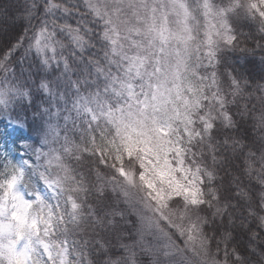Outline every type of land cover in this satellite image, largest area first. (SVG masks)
I'll list each match as a JSON object with an SVG mask.
<instances>
[{"label": "snow or ice", "instance_id": "snow-or-ice-1", "mask_svg": "<svg viewBox=\"0 0 264 264\" xmlns=\"http://www.w3.org/2000/svg\"><path fill=\"white\" fill-rule=\"evenodd\" d=\"M17 22L0 264H264V0H0Z\"/></svg>", "mask_w": 264, "mask_h": 264}, {"label": "trees", "instance_id": "trees-1", "mask_svg": "<svg viewBox=\"0 0 264 264\" xmlns=\"http://www.w3.org/2000/svg\"><path fill=\"white\" fill-rule=\"evenodd\" d=\"M5 31L7 32V35L0 34V43H3L9 39H11L14 42L15 38L18 35L19 36L23 35V29L21 25L19 24V22H17L14 27H9ZM247 68L252 75L256 76L259 74V68L256 65L252 64L251 62H249V64L247 65Z\"/></svg>", "mask_w": 264, "mask_h": 264}]
</instances>
